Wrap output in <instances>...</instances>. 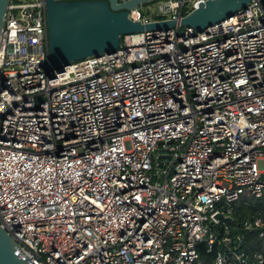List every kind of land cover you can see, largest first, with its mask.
Listing matches in <instances>:
<instances>
[{
  "label": "built area",
  "instance_id": "2783aa9c",
  "mask_svg": "<svg viewBox=\"0 0 264 264\" xmlns=\"http://www.w3.org/2000/svg\"><path fill=\"white\" fill-rule=\"evenodd\" d=\"M45 6L9 0L0 31V226L29 261L200 264L203 244L210 264H264V217L229 227L264 192V0L54 75Z\"/></svg>",
  "mask_w": 264,
  "mask_h": 264
},
{
  "label": "water",
  "instance_id": "95a60500",
  "mask_svg": "<svg viewBox=\"0 0 264 264\" xmlns=\"http://www.w3.org/2000/svg\"><path fill=\"white\" fill-rule=\"evenodd\" d=\"M153 0H45L47 61L51 75L63 67L115 51L123 36L144 31L192 27L201 31L245 8L250 0H204L179 21L141 23L129 10ZM9 0H0V31ZM220 220L221 216H217ZM0 264H32L0 226Z\"/></svg>",
  "mask_w": 264,
  "mask_h": 264
},
{
  "label": "trees",
  "instance_id": "16d2710c",
  "mask_svg": "<svg viewBox=\"0 0 264 264\" xmlns=\"http://www.w3.org/2000/svg\"><path fill=\"white\" fill-rule=\"evenodd\" d=\"M186 9L182 11V14H186ZM155 19H158L156 17ZM122 41V38H121ZM259 212L261 216L264 217V192L262 196L256 200H251L246 205H240L235 209V212L232 216V220L229 223L230 228L242 227L243 223L252 218V216ZM197 252L199 255L200 264H210L212 255L205 252V246L200 244L197 246Z\"/></svg>",
  "mask_w": 264,
  "mask_h": 264
},
{
  "label": "rangeland",
  "instance_id": "374dc122",
  "mask_svg": "<svg viewBox=\"0 0 264 264\" xmlns=\"http://www.w3.org/2000/svg\"><path fill=\"white\" fill-rule=\"evenodd\" d=\"M162 0H153L146 2L140 6L141 13L148 16L149 19H153L156 13V4Z\"/></svg>",
  "mask_w": 264,
  "mask_h": 264
}]
</instances>
